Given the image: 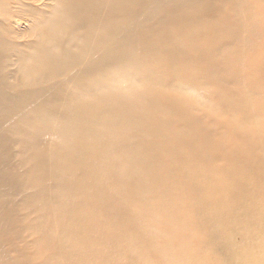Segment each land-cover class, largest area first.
<instances>
[{
	"label": "bare ground",
	"instance_id": "1",
	"mask_svg": "<svg viewBox=\"0 0 264 264\" xmlns=\"http://www.w3.org/2000/svg\"><path fill=\"white\" fill-rule=\"evenodd\" d=\"M0 264H264V0H0Z\"/></svg>",
	"mask_w": 264,
	"mask_h": 264
}]
</instances>
